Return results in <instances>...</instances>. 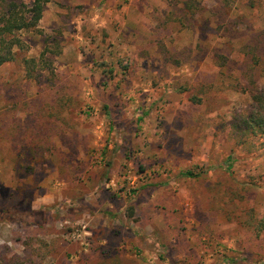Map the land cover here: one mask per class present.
Masks as SVG:
<instances>
[{"label": "rangeland", "instance_id": "1", "mask_svg": "<svg viewBox=\"0 0 264 264\" xmlns=\"http://www.w3.org/2000/svg\"><path fill=\"white\" fill-rule=\"evenodd\" d=\"M17 36L0 264H264V149L233 127L264 90V0H48Z\"/></svg>", "mask_w": 264, "mask_h": 264}, {"label": "trees", "instance_id": "2", "mask_svg": "<svg viewBox=\"0 0 264 264\" xmlns=\"http://www.w3.org/2000/svg\"><path fill=\"white\" fill-rule=\"evenodd\" d=\"M47 2L48 0H35L31 6H28L18 0H0V66L13 60L14 48L20 45L17 34L22 31L37 29ZM186 9H190V5L184 8V10ZM172 17L174 15H168L160 25H167ZM177 21L181 23L180 19ZM233 127L240 137L248 140L255 139L254 141L260 140L259 147L264 149V90H259L254 94L251 107L235 114ZM246 143L244 140H238L239 145ZM253 147L256 148L257 146L254 145ZM229 169L230 166H228ZM183 176L197 178L199 174L187 171L183 173ZM247 226L248 231L256 234L257 237L264 236V215L259 219L251 220Z\"/></svg>", "mask_w": 264, "mask_h": 264}]
</instances>
